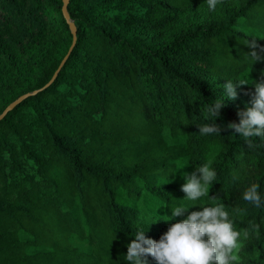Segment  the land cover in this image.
Masks as SVG:
<instances>
[{"label":"trees","instance_id":"trees-1","mask_svg":"<svg viewBox=\"0 0 264 264\" xmlns=\"http://www.w3.org/2000/svg\"><path fill=\"white\" fill-rule=\"evenodd\" d=\"M61 5L0 0V114L24 96L0 119V264H128L138 231L159 240L216 203L249 233L239 264H264V207L242 198L264 197V147L227 128L264 80L246 46H264V0H67L74 40ZM228 80L248 81L235 100ZM209 159L219 200H187Z\"/></svg>","mask_w":264,"mask_h":264},{"label":"clouds","instance_id":"clouds-1","mask_svg":"<svg viewBox=\"0 0 264 264\" xmlns=\"http://www.w3.org/2000/svg\"><path fill=\"white\" fill-rule=\"evenodd\" d=\"M221 0H207L210 10H215ZM247 47L252 51L248 53L255 63L264 60V46L257 43L256 39L247 42ZM259 50V51H257ZM255 83V92L251 106L239 111V123L231 122L228 129L239 134L247 144L248 149L257 150L264 147V80ZM248 84L247 80L233 82L228 80L224 85L226 95L235 100L238 96L237 86ZM226 105L224 100L216 98L207 106V114L213 121L221 115V110ZM201 135L220 134L221 127L215 122L197 126ZM257 138L260 142H257ZM217 181V172L212 167L209 159L196 168L190 175L185 176V183L181 191L185 198L196 201L209 197L213 182ZM260 185L251 183L246 187L242 198L256 208L264 207V197L259 192ZM219 200L217 197H209ZM188 208L176 207L171 215H182ZM202 211L191 212L186 219L172 223L159 240L145 236V231L140 230L128 245L126 261L128 264H149L150 256L156 264H239V252L243 247V240H247L249 233L236 230L234 220L226 210L223 203L203 206ZM253 228H258L253 225Z\"/></svg>","mask_w":264,"mask_h":264},{"label":"water","instance_id":"water-1","mask_svg":"<svg viewBox=\"0 0 264 264\" xmlns=\"http://www.w3.org/2000/svg\"><path fill=\"white\" fill-rule=\"evenodd\" d=\"M61 14L63 19L65 20V22L68 24L69 27V31L71 33L72 36V40H74V34H75V30L74 27L72 25V23L68 20V15L66 14V5H67V0H61ZM67 55L62 59V61L59 64L58 69L63 65L64 60L66 59ZM24 97V96H23ZM23 97H20L18 99H16L15 101H13L12 103H10L6 108H4V110L1 112L0 114V119L10 110L12 109L16 104H18V102L20 101V99H22Z\"/></svg>","mask_w":264,"mask_h":264}]
</instances>
